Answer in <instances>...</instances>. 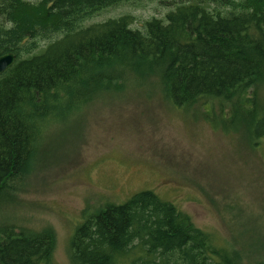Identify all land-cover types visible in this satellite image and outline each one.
I'll return each mask as SVG.
<instances>
[{
    "label": "trees",
    "instance_id": "trees-1",
    "mask_svg": "<svg viewBox=\"0 0 264 264\" xmlns=\"http://www.w3.org/2000/svg\"><path fill=\"white\" fill-rule=\"evenodd\" d=\"M132 1L0 0V57L16 56L0 75V207L36 141L106 94H157L186 112L228 103L230 128L245 124L255 144L264 137V0H178L142 29L129 15L89 24ZM9 228L0 264H55L50 232ZM69 247L72 264H242L151 190L86 217Z\"/></svg>",
    "mask_w": 264,
    "mask_h": 264
},
{
    "label": "rangeland",
    "instance_id": "rangeland-1",
    "mask_svg": "<svg viewBox=\"0 0 264 264\" xmlns=\"http://www.w3.org/2000/svg\"><path fill=\"white\" fill-rule=\"evenodd\" d=\"M177 4L133 0L89 24L129 15L132 28L142 29L147 20H164ZM106 95L69 128L36 141L13 201L0 207V229L48 231L55 264H72L70 241L86 217L151 190L242 264H264V137L255 144L245 124L230 128L228 103L222 111L198 105L186 112L157 94Z\"/></svg>",
    "mask_w": 264,
    "mask_h": 264
},
{
    "label": "water",
    "instance_id": "water-1",
    "mask_svg": "<svg viewBox=\"0 0 264 264\" xmlns=\"http://www.w3.org/2000/svg\"><path fill=\"white\" fill-rule=\"evenodd\" d=\"M16 61V56L12 53L0 57V75L9 69Z\"/></svg>",
    "mask_w": 264,
    "mask_h": 264
}]
</instances>
